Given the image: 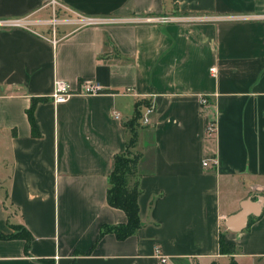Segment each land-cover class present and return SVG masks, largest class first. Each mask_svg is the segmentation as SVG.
<instances>
[{
    "label": "crops",
    "instance_id": "1",
    "mask_svg": "<svg viewBox=\"0 0 264 264\" xmlns=\"http://www.w3.org/2000/svg\"><path fill=\"white\" fill-rule=\"evenodd\" d=\"M57 2L54 36L44 0H0L35 23L0 28V230L33 236L0 239V264H264V209L225 224L264 196V0ZM56 79L103 90L55 103ZM139 100L142 227L119 239L102 227L128 222L107 193Z\"/></svg>",
    "mask_w": 264,
    "mask_h": 264
},
{
    "label": "trees",
    "instance_id": "2",
    "mask_svg": "<svg viewBox=\"0 0 264 264\" xmlns=\"http://www.w3.org/2000/svg\"><path fill=\"white\" fill-rule=\"evenodd\" d=\"M148 100H139L136 103L134 118L128 124L131 130V137L128 141L126 153L119 154L115 157L114 170L110 176V186L108 188V203L116 208L124 210L128 216V222L119 225H106L102 227V234L114 232L119 239H125L135 233L142 227L140 217L139 197L142 194L140 180L138 176V163L141 157L140 152L133 150L137 140L138 128L141 118V106L150 105ZM30 118L33 123L34 132L36 131L33 115L30 112ZM24 238L26 239V249L29 251L33 240L32 234L26 229L20 228V231L5 234L0 230V239ZM228 245L221 242L222 252L228 253ZM232 264H236L232 262Z\"/></svg>",
    "mask_w": 264,
    "mask_h": 264
},
{
    "label": "built area",
    "instance_id": "3",
    "mask_svg": "<svg viewBox=\"0 0 264 264\" xmlns=\"http://www.w3.org/2000/svg\"><path fill=\"white\" fill-rule=\"evenodd\" d=\"M44 3L46 6H48L51 9V17L49 19V25L54 31V36L56 35V28L58 27L60 23V18L57 14L58 11V2L57 0H44ZM146 21H156V22H171L175 19L173 17L168 16H162L157 18H146ZM92 23V21L87 22ZM34 22H32L29 19H0V28H8V27H26L31 28L34 26ZM54 41H57L56 38H54ZM214 72H216V69H213ZM102 85L101 83L96 79H83L80 81L79 88L78 89H72L69 84L66 81L56 79L54 82V88L52 92V98L55 103H63L69 100V98L74 94H82V95H94L102 92ZM200 102L202 106L208 105L209 99L206 96H202L200 99ZM145 111L141 112V118H140V124L141 125H150L152 124L151 115L154 112V105L151 103L150 105H144ZM116 118H119V115L117 114L115 116ZM217 128L216 123L213 120H208L206 123V136L208 138H213L216 134ZM203 165L204 166H212L216 165V159L215 158H205L203 159ZM156 255L160 259L162 263L167 262V256H165L160 247H156Z\"/></svg>",
    "mask_w": 264,
    "mask_h": 264
},
{
    "label": "water",
    "instance_id": "4",
    "mask_svg": "<svg viewBox=\"0 0 264 264\" xmlns=\"http://www.w3.org/2000/svg\"><path fill=\"white\" fill-rule=\"evenodd\" d=\"M264 209V196H258V199L255 202H252L250 199H246L241 204V209L227 217L226 227L233 232L243 231L249 221V217L259 216L262 214Z\"/></svg>",
    "mask_w": 264,
    "mask_h": 264
},
{
    "label": "rangeland",
    "instance_id": "5",
    "mask_svg": "<svg viewBox=\"0 0 264 264\" xmlns=\"http://www.w3.org/2000/svg\"><path fill=\"white\" fill-rule=\"evenodd\" d=\"M57 14H58V16H61V13L59 12V11H57ZM78 20V19H77ZM51 30V29H50ZM53 30H51V32H52ZM229 250H231V248H228Z\"/></svg>",
    "mask_w": 264,
    "mask_h": 264
}]
</instances>
